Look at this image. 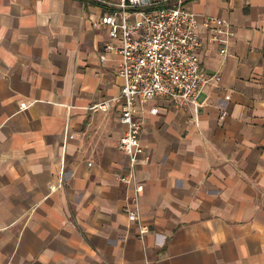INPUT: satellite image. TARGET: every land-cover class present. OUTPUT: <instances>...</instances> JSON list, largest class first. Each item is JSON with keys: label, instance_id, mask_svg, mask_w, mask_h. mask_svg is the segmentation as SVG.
Wrapping results in <instances>:
<instances>
[{"label": "crops", "instance_id": "crops-1", "mask_svg": "<svg viewBox=\"0 0 264 264\" xmlns=\"http://www.w3.org/2000/svg\"><path fill=\"white\" fill-rule=\"evenodd\" d=\"M187 7L235 36L225 57L200 52L221 81L198 98V124L165 100L143 118L142 241L123 213V80L117 56L101 60V9L0 0V264H264V0Z\"/></svg>", "mask_w": 264, "mask_h": 264}, {"label": "built area", "instance_id": "built-area-1", "mask_svg": "<svg viewBox=\"0 0 264 264\" xmlns=\"http://www.w3.org/2000/svg\"><path fill=\"white\" fill-rule=\"evenodd\" d=\"M101 9L96 27L106 31L109 41L101 48V60L118 57V76L123 80L119 100L120 122L126 127L119 149L130 160V171L119 178L133 186V196L123 213L135 223L144 241L148 228L143 224L140 195L144 186L137 179V167L144 149L140 135L146 114L156 115L154 102L165 100L190 108L191 120L198 124V98L218 76H209L202 67L200 52L208 44H216L225 57L235 36L231 24L206 16L200 20L189 10L187 0H82ZM203 33L206 37L203 36ZM111 100L94 104L93 112H107ZM28 108L21 104V109ZM142 116L137 118V116ZM223 115L222 117H224ZM59 186H51L56 191Z\"/></svg>", "mask_w": 264, "mask_h": 264}]
</instances>
